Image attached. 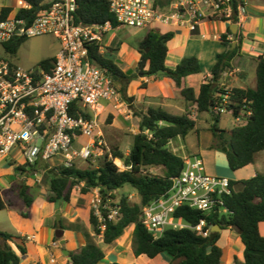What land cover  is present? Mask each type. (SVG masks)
Here are the masks:
<instances>
[{
    "label": "trees",
    "instance_id": "trees-1",
    "mask_svg": "<svg viewBox=\"0 0 264 264\" xmlns=\"http://www.w3.org/2000/svg\"><path fill=\"white\" fill-rule=\"evenodd\" d=\"M31 7L29 11H19V17L35 14L38 8L45 7V0H21ZM11 9L2 8L0 19H6ZM76 25L104 24L111 22L113 17L109 13L108 5L102 0H83L79 2L75 12ZM233 38H240L238 33L231 34ZM173 38L171 32L160 33L150 30L144 34L138 44L137 53L140 55L136 74L142 77H156L159 71L165 73L180 95L184 98L187 107L195 108L198 114L210 113L212 116L209 131L212 133L215 149H226L225 160L231 171H239L250 166L255 156L264 151V57L256 60V86L254 89L231 88L219 86L222 73L229 67L230 59L239 50V46L231 49L226 36H221V43L228 47L226 53L217 57L211 68L210 77L200 85L199 93L195 94L191 87L184 85L187 76H196L202 73L200 62L193 56L183 58L173 69L165 65L168 42ZM25 38L14 39L3 44L9 55H15L18 47ZM239 41V40H238ZM89 60L92 65L106 71L107 75L117 84L121 97L127 102L132 98L126 96L127 78L121 69L112 61L110 55L99 51L98 46L89 48ZM54 59H47L40 63L43 70L51 68ZM226 97L227 108L232 111L233 118L247 119L244 126L235 125L232 129L220 130L217 127L221 115H214L213 107L220 104ZM133 116L138 118V133L133 136L128 154L117 149L110 154L103 155L97 166L91 164L85 169L56 167L45 171L49 182L50 196L46 201L50 204L57 202L70 203L71 192L80 187L77 209L85 212L84 200L91 190H97L102 205L116 206L113 192L121 191L130 186L136 191L139 203H130L126 196L118 202L120 215L117 221L107 220V210H102V219L99 221L88 210L86 223L90 226L95 237H101L104 245L120 239L128 227L133 226L131 246L137 257L145 255L150 259L159 254H166L172 258L171 264H220L222 250L218 247L219 234L209 231L217 226L220 230L231 229L239 236L243 246V262L240 264H264V237L258 230V225L264 223V174H255L253 177L235 183L230 180L231 194L222 198L225 213H201L195 210L180 207L175 217L181 218L190 226H197L201 220L205 222L203 231L208 235L203 237L195 231L166 230L162 237L154 239L141 224L142 208L152 201L168 193L172 180L178 177L185 168L184 158L169 149L170 143L177 139L184 140L194 131L196 121L188 110L181 115H172L163 108H148L146 112L134 111ZM112 119V117L110 116ZM120 161L124 168L119 170L115 160ZM45 165V164H44ZM42 164L32 166L27 170L22 165H16L14 171L30 174L37 171ZM159 168L161 175L147 173V170ZM240 184L241 189L236 191L234 185ZM29 186L19 184L14 187L16 195L22 203L31 208L34 202L29 194ZM13 206L11 201H5L0 196V211L9 210ZM24 219L28 214L21 213ZM103 228V229H102ZM69 229H72L70 227ZM14 244L19 255H25V239L17 234L0 231V264H18L20 256L13 250ZM105 255L103 250L89 239L76 253L71 254V264H98Z\"/></svg>",
    "mask_w": 264,
    "mask_h": 264
},
{
    "label": "built area",
    "instance_id": "built-area-1",
    "mask_svg": "<svg viewBox=\"0 0 264 264\" xmlns=\"http://www.w3.org/2000/svg\"><path fill=\"white\" fill-rule=\"evenodd\" d=\"M81 1L45 0L43 9L19 17V11L31 7L17 0V13L0 19V45L46 35L60 43L46 71L42 67L27 71L0 58V161L19 157L18 165L30 170L36 164L59 160L57 167L71 168L76 160L102 155L106 146L97 120L103 103L118 100L120 93L112 78L92 65L88 55L93 46L102 53L105 38L114 29L146 33L171 25L195 31L204 21L218 20L239 30L249 6L248 0H102L116 25H76L74 15ZM232 73L226 69L222 76ZM227 105L224 97L214 105V115L232 114ZM234 120L238 126L247 123L240 117ZM81 138L87 142L79 144ZM184 162L185 168L172 180L170 191L142 208L141 224L154 239L170 229H187L203 237L212 231L202 230L203 220L193 227L175 217L180 207L201 213L226 212L222 198L231 194L230 180L206 173L200 157L185 158ZM91 193L93 215L101 221L102 210H107V220L117 221L118 204L103 206L98 191Z\"/></svg>",
    "mask_w": 264,
    "mask_h": 264
},
{
    "label": "crops",
    "instance_id": "crops-1",
    "mask_svg": "<svg viewBox=\"0 0 264 264\" xmlns=\"http://www.w3.org/2000/svg\"><path fill=\"white\" fill-rule=\"evenodd\" d=\"M248 3L244 22L241 28L236 30L241 39L228 35L227 32H229L231 24L218 20L204 21L195 28V31L189 30L187 26L162 25L157 28L162 34L167 32L173 34L172 40L168 42L165 59V65L169 70H173L185 57L193 56L200 62L202 73L196 76H187L184 79V85L191 87L195 94L199 93L200 85L204 80L210 77L211 68L217 57L228 50V47L221 43V36H226L231 49L239 46V50L230 59L227 68L233 72L232 75L222 76L219 86L226 89L239 88L241 90L255 88L256 60L259 57H264V0H248ZM4 7L11 9L9 15L16 14L18 11L17 0H0V12ZM144 34L142 31L132 29L130 35L133 40L128 43L120 40L114 32L109 33L105 38L103 52H112L113 55L110 57L119 63L120 66L115 64L129 78L126 85V96L132 98L131 102H127L120 94L118 100L103 103L98 120L100 121L102 117L109 114L114 116L113 123L105 130V136L108 135V131H114L121 136V131L132 126L131 138L133 140V136L138 133L139 121L133 116V112H146L151 107L163 108L172 115H181L188 110L195 121L199 115L206 114L208 119L212 121L210 113L198 114L194 107L188 108L179 90L169 78L163 75L145 78L136 74L140 60V55L136 49H138V44L143 39ZM116 86L118 89L122 87L118 83ZM196 124L197 121L194 130H196ZM117 126L120 127L121 131ZM207 140L204 148H200L201 146L198 144L197 149L192 152L185 150L186 156L182 158L200 157L205 165L206 173L228 178L235 183L247 180L257 173L264 174V151L257 154L252 165L233 172L223 167V162L221 164V159L213 146L212 135L209 134ZM178 143H181L180 139L173 141L168 147ZM182 147L184 146L182 145L180 148ZM172 152L174 153V150ZM12 174L22 175V179L25 177L24 174L27 175V173H17L13 169ZM0 184L4 190L8 189L7 183L2 178H0ZM234 189L240 190L241 185H234ZM77 201L72 206L70 203H66L68 204L67 207L56 209L54 207L56 203L50 204L46 199L39 202L34 200L31 207L32 211L26 219L20 216L23 212L15 206L14 200L11 201L12 208L5 210L8 212L10 230L8 228V230L0 231L17 234L25 239V255H19L15 245L11 244L13 250L20 256L18 264H71L69 261L71 254H76L88 239L104 252L105 257L98 264H171L172 258L166 254H159L153 259L145 255L139 257L134 255L131 246L133 226L127 234L124 233L120 239L109 245H104L101 237L94 240L95 236L90 228L85 225L83 227L75 225L78 220V213H80L76 206ZM70 227L72 229H69ZM215 230L219 234L217 245L222 250L220 264L242 263L243 246L236 232L231 229ZM258 230L260 235L264 237V223L258 225ZM100 245H104L106 250Z\"/></svg>",
    "mask_w": 264,
    "mask_h": 264
},
{
    "label": "rangeland",
    "instance_id": "rangeland-1",
    "mask_svg": "<svg viewBox=\"0 0 264 264\" xmlns=\"http://www.w3.org/2000/svg\"><path fill=\"white\" fill-rule=\"evenodd\" d=\"M131 30L132 29L122 27L119 28L118 30L114 29L112 32H114L120 40H123V42L128 43L133 40L130 35ZM59 46L60 43L58 42V40L53 38L51 35L25 38L22 44L19 45L15 55L7 54L4 45L3 44L0 45V58H3V60H6L12 64L20 66L23 69L29 71L32 69L40 68L41 67L40 63L44 60L54 59L59 50ZM107 54L113 55L112 52H107ZM112 61L116 63L118 66H120L119 63L115 61V59L112 58ZM110 116L112 117V119L110 118ZM112 120H114V116L111 114H109L106 117H102L100 121L97 120V122L99 121L98 124L103 134V137H105L104 141L106 148H103V155L107 153L110 154L113 149H117L118 151L126 155L129 151L130 145L132 144L131 130L133 128L132 126H128V129L121 131L119 129L120 127L117 126V128L121 131V136L116 134L114 131H108L107 133L108 135L105 136V130L113 123ZM196 121H197L196 124L197 131L194 130L193 132L189 133L184 140L180 139L181 143H178L176 145L173 144V146L169 147L171 151L174 150V153L180 157L186 156L185 150H189V152H192L194 149H197L198 144L199 146H201L200 148H204V146L208 142L207 137L209 136V134L212 135V133L207 129L209 128V124H211V120L208 119V116L206 114L199 115L198 118H196ZM117 124L119 125V123ZM235 125H238V123L235 122L231 114H222L219 119V123L217 124V127L220 130L228 131L232 129ZM85 142H87V139L81 138L79 144H83ZM182 145L184 147L180 148ZM216 150L219 158L221 159V164L223 162V167L229 170L225 161L224 152H222V149L221 150L216 149ZM102 156H98L95 158L93 157L87 161L76 160L73 166L77 169H85L91 164L97 166ZM13 158L11 156H8L2 161H0V178H2V180H4L8 185V189L4 190L0 184V196L3 197L5 201L14 200L16 207H19L24 214H29L32 211V209L27 208L22 203L20 198L16 195L14 187H17L20 183L25 184L27 186H30L29 194L33 197V199L36 202L46 199L47 197L50 196V193L48 190L49 182L45 176V171L56 168L57 165H59V160H54L48 164L45 163V165L42 164V166L37 168V171L27 175L24 174L25 177L22 179V175L12 174V169L14 170L15 166L19 163L18 161L20 160L19 157H16V159L14 158L15 160H13ZM114 163L115 165H117V168L119 170H123L124 166L120 161L116 159ZM147 173L153 175H161V171L159 170V168L149 169L147 170ZM79 190L80 187H75V189L72 190L70 196V204H71L70 206H72L79 198L80 196ZM113 195L115 196V202L117 204L122 196H126L130 203H139V197L136 194V191L133 190L130 186H125L121 191L113 192ZM91 199H92V193L90 191V194L86 196L84 200L85 212L82 214L81 212L78 213V220L75 224L77 227H83V225H85L88 228H90V226L86 224L85 215L87 214L88 210H92ZM67 206L68 204L64 202H57L56 204H54V207L56 209ZM8 223H9L8 212L5 210L0 211V230H8L9 228ZM131 228L132 226L128 227L124 233L127 234ZM90 230L92 229L90 228ZM213 231L215 232L216 230L214 229ZM97 238L99 237H95L93 239L96 240ZM100 246L104 250H106L104 245H100Z\"/></svg>",
    "mask_w": 264,
    "mask_h": 264
},
{
    "label": "water",
    "instance_id": "water-1",
    "mask_svg": "<svg viewBox=\"0 0 264 264\" xmlns=\"http://www.w3.org/2000/svg\"><path fill=\"white\" fill-rule=\"evenodd\" d=\"M37 10H38V9H37ZM27 21H30V18H28ZM236 30H238L237 26H236V25H231V26H230V30H229V32L232 33V34H235V33H236ZM161 75H165V73H164L163 71H159V72L156 74V76H161ZM140 76H141V75H140ZM226 149H227V148L222 149V152L225 153V152H226ZM213 229H217L218 231H220L219 227H217V226L213 227ZM211 232H214V231L212 230ZM71 260H72V259L70 258L69 261H71Z\"/></svg>",
    "mask_w": 264,
    "mask_h": 264
}]
</instances>
